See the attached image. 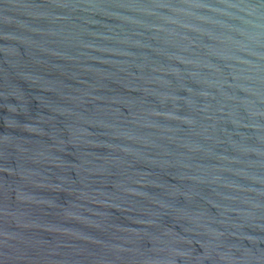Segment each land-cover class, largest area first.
<instances>
[{
    "label": "water",
    "instance_id": "1",
    "mask_svg": "<svg viewBox=\"0 0 264 264\" xmlns=\"http://www.w3.org/2000/svg\"><path fill=\"white\" fill-rule=\"evenodd\" d=\"M0 264H264V0H0Z\"/></svg>",
    "mask_w": 264,
    "mask_h": 264
}]
</instances>
